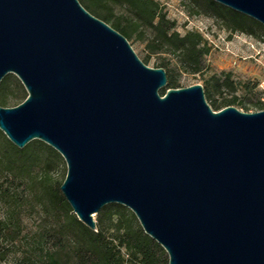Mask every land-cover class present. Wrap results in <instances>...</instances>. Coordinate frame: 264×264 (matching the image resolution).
Here are the masks:
<instances>
[{"label": "water", "instance_id": "obj_1", "mask_svg": "<svg viewBox=\"0 0 264 264\" xmlns=\"http://www.w3.org/2000/svg\"><path fill=\"white\" fill-rule=\"evenodd\" d=\"M214 1L264 26V0ZM9 73L27 96L0 105V131L61 155L59 190L87 227L116 203L168 264H264V108L213 110L200 84L166 88L164 68L79 0H0Z\"/></svg>", "mask_w": 264, "mask_h": 264}, {"label": "trees", "instance_id": "obj_2", "mask_svg": "<svg viewBox=\"0 0 264 264\" xmlns=\"http://www.w3.org/2000/svg\"><path fill=\"white\" fill-rule=\"evenodd\" d=\"M188 1L192 5V13L218 18L231 32L240 31L258 38L260 32H264V26L258 21L214 0ZM79 2L91 14L108 23L127 39L140 27L149 28L153 32L148 44L151 52H166L173 57L172 64L168 60L158 65L166 72V88H177L178 82L173 72L179 66L191 73L203 69L204 57L210 51L207 41L198 31L188 30L180 34L175 30L174 21L167 18L157 0ZM112 6L124 7L128 16H114ZM138 35H142V31H138ZM170 64L173 65L172 68ZM10 78L11 74H7L0 81V105L7 103ZM212 79L215 91H220L223 85L233 87L230 73H225L222 78L213 76ZM14 81L19 93L16 96L20 99L16 104H19L26 98L27 93L18 79ZM205 92L209 95L208 91ZM234 99L221 102L213 100L208 104L213 110H218L222 106L233 104ZM263 108L259 102L258 109ZM52 156L59 157L60 154L44 142L32 140L23 148H18L0 131V180L3 177L5 182H20L27 177L30 180L37 179L36 199L39 200L44 215L51 218L47 227L33 234L29 246L20 252L17 264H168L164 249L144 233L135 215L120 204L103 206L96 213L94 229L78 220L59 190L61 182H52L48 174L52 166ZM40 165L43 167L41 174L32 176ZM2 185L3 181H0V201L6 207L0 218L1 257L6 253L4 248L21 243L17 193L11 192L8 186L3 188Z\"/></svg>", "mask_w": 264, "mask_h": 264}, {"label": "rangeland", "instance_id": "obj_3", "mask_svg": "<svg viewBox=\"0 0 264 264\" xmlns=\"http://www.w3.org/2000/svg\"><path fill=\"white\" fill-rule=\"evenodd\" d=\"M157 1L166 12L167 18L174 21L175 30L180 34L188 30L198 31L210 47L209 53L204 57V67L200 72L191 73L182 66L173 72L177 78V88L200 84L204 88V94L206 93L205 90L209 93V95L207 93L205 95L208 103L213 100L221 102L235 98L233 104L230 105L245 112L258 111L259 102L264 106V99L262 100L264 94L258 87V84L264 81V32H260L259 38L240 31L231 32L218 18L203 13H192V5L188 0ZM111 11L114 16H128L127 10L121 6H112ZM138 31H142V35L139 36ZM138 31L134 32L127 40L137 56L142 61L146 59L144 63L147 66L158 67L162 61L168 60L171 64L173 63L172 55L166 52H151L148 44L153 32L149 28L140 27ZM171 64L170 67L173 66ZM225 73H230L233 87L223 85L220 91H215L212 85V77L220 76L222 78ZM15 79L18 78L11 74L7 90V103L2 106H14L20 100L16 96L19 93ZM159 92L164 93L165 88H161ZM51 160L52 166L48 174L52 182L60 183L66 174V164L61 155L59 157L52 156ZM42 168V165L37 167L32 176L41 174ZM0 181H3V188L8 186L11 192L17 193L19 205L17 209L20 213L21 229V243L4 248L6 253L3 257L0 255V264H17L20 252L29 246L33 234L41 228L47 227L51 218L49 219L44 215L41 205L38 203L39 200L36 199L38 193L37 179L30 180L27 177L20 182H5L3 177ZM5 210L6 207L0 201V218H2ZM95 217L96 214L94 219Z\"/></svg>", "mask_w": 264, "mask_h": 264}, {"label": "built area", "instance_id": "obj_4", "mask_svg": "<svg viewBox=\"0 0 264 264\" xmlns=\"http://www.w3.org/2000/svg\"><path fill=\"white\" fill-rule=\"evenodd\" d=\"M258 87L260 88L261 93L264 94V81L260 82V83L258 84ZM263 99H264V98H262V100H263Z\"/></svg>", "mask_w": 264, "mask_h": 264}]
</instances>
